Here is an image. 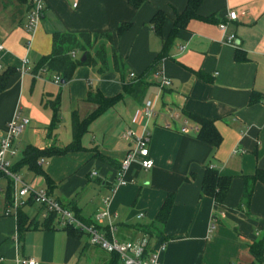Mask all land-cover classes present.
Segmentation results:
<instances>
[{"label":"crops","instance_id":"crops-1","mask_svg":"<svg viewBox=\"0 0 264 264\" xmlns=\"http://www.w3.org/2000/svg\"><path fill=\"white\" fill-rule=\"evenodd\" d=\"M72 2L44 0L41 20L29 31L26 5L0 0V72L16 70L0 93V140L16 111L30 121L15 140V155L8 156L14 173L101 231L108 224L115 226L120 240H136L143 227L152 225L158 236L151 239V247L165 243L160 264H253L250 248L264 237V0H201L194 16L168 42L167 54L154 72L151 66L162 40L187 0H146L138 8L127 0H78L76 7ZM158 10L165 14L161 37L150 23ZM232 10L237 17L227 20ZM222 22L225 34L234 36L232 44L219 29ZM122 24L126 27L118 34ZM54 32L111 34V41L98 39L90 50L93 56L99 45L104 46L106 68L101 70L99 62L78 66L64 84L55 83L52 72L34 74L37 61L52 51ZM238 52L244 59H238ZM113 54L121 62L119 71ZM166 79L169 86L162 85ZM124 85L130 88L124 91ZM89 91L119 98L89 119L99 109L87 100ZM251 94L259 96L254 103H249ZM147 100L155 101L157 110L146 126L153 166L145 170L134 160L120 173L127 151L134 147L122 133L142 132ZM53 101L59 114L55 122ZM168 111H179L192 126L199 124L189 114L213 121L221 136L219 145L198 140L200 126L180 133V123L170 121ZM72 113L80 121L87 119L77 149L40 159L42 174L20 164L27 145L61 150L71 144ZM206 169L231 178L222 203L200 192ZM258 172L261 178L253 183L245 204L244 178ZM121 177L125 185L118 184ZM9 184L0 176V264H15L18 258L36 264L108 263L110 254L90 245L86 234L70 236L58 222L42 228L47 215L36 204L24 206L23 212L37 228L18 237L16 216L4 214ZM169 192L173 202L160 226L154 218ZM99 211L107 215L94 220Z\"/></svg>","mask_w":264,"mask_h":264},{"label":"trees","instance_id":"trees-1","mask_svg":"<svg viewBox=\"0 0 264 264\" xmlns=\"http://www.w3.org/2000/svg\"><path fill=\"white\" fill-rule=\"evenodd\" d=\"M19 5L25 4V11H28L31 8V4L28 0H15ZM146 0H127L128 4L133 8H138L141 6ZM201 0H187L186 7L180 13L171 28L169 36L162 40V50L154 61V64L151 66V71H156L159 68V63L161 59L167 54V45L172 36L175 34L178 28L182 27L187 19L194 16L196 8L198 7ZM165 19V14L158 10L150 19V23L153 26L154 32L162 36V25ZM126 24H122L118 27L117 33L120 34L124 31ZM106 39L111 41L112 36L106 32L99 33H88L81 32L78 34L73 33H60L54 32L52 34V51L50 54L42 56L36 63L33 73L38 74L42 69L48 72H52L55 75L60 77V80L64 83H67L74 73V70L78 66H94L98 62L101 64L100 69L104 70L106 68V55L105 48L103 45H99L94 55L90 54V50L93 48L95 42L98 39ZM76 52L77 54H86V58L83 62L79 61V56L72 57L71 52ZM238 59H244L242 56H239V52L237 53ZM113 64L116 70L121 69V62L113 54ZM16 73V70L13 68H8L4 71L0 72V93L5 90L8 80L11 76ZM139 86V85H138ZM138 86L133 87V89H137ZM124 91H127L130 88V85H124ZM137 90L141 89L139 86ZM258 94H251L249 103H254L258 100ZM119 98H106L99 91H89L87 93V100L89 102L96 103L99 107L98 111L89 117V119L93 118L96 114L104 108L112 105L114 101ZM51 107L53 109V122L57 121L59 118L58 114V106L57 101L51 102ZM188 117L194 122L198 123L200 129L197 134L198 140L208 143L212 146H218L221 141V136L216 130L213 121L206 119L200 115L189 114ZM71 123H72V142L67 147L63 149H55V148H44L39 149L32 145H27L22 151V158L20 160V164L25 165L29 170L34 172L35 174H42V170L39 164V160L44 157H49L55 154L62 153L67 150L77 149L79 147V137L82 132L85 130L87 119L84 121H80L76 113H72L71 115ZM100 159L104 162H107V159L104 157H100ZM109 163V162H108ZM11 171L15 172L13 167H11ZM261 174L258 172L256 175L252 177L244 178V189L242 193L241 201L243 203H248L251 193L252 186L256 179H260ZM230 177H222L219 176L215 171L211 169H206L202 183L200 192L201 194L210 195L214 198L217 203H222L224 197L227 193L230 184ZM11 196V182L9 184V197ZM174 194L172 192L167 193L165 199L163 200L161 206L159 207L154 222L158 223L160 226H163L170 213L171 205L173 202ZM33 204L31 200L27 202V205ZM78 218V217H76ZM79 219V218H78ZM81 220V219H79ZM56 221V222H55ZM82 221V220H81ZM58 222V218L54 213H49L42 222V228L48 229L53 228V225ZM84 222V221H83ZM87 223V222H85ZM16 228L18 237L24 233L26 230L30 228H37V223L34 222L33 219H30L24 212L23 207L19 208L16 214ZM65 231L68 235L73 237H78L85 233L74 227L73 225H67L64 227ZM143 235H147L149 238L157 237L156 229L152 227V225L145 226L141 229ZM251 253L254 256L255 262L253 264H264V237H262L259 241L256 242L251 248ZM109 261L107 264H115V262L119 261V257L116 253H109Z\"/></svg>","mask_w":264,"mask_h":264},{"label":"built area","instance_id":"built-area-1","mask_svg":"<svg viewBox=\"0 0 264 264\" xmlns=\"http://www.w3.org/2000/svg\"><path fill=\"white\" fill-rule=\"evenodd\" d=\"M72 7L77 6L78 0H72ZM31 8L26 16V28L29 31H33L38 26L42 11L44 9V0H30ZM237 14L234 10L228 11L226 14L227 20L236 19ZM219 29L224 34V40L226 43L232 44L234 41L233 35H226V23L219 24ZM1 48V47H0ZM183 47H180L182 49ZM71 56H79L76 52H71ZM26 59L22 60V70L25 71ZM45 71L44 69L41 70ZM134 74L131 73L130 77ZM53 81L60 83V77L54 75ZM163 86H169L170 80L166 79L162 81ZM155 101L147 100L143 105V117L144 127L140 134L136 135L131 130H124L122 138L126 141H133L134 147L127 151L125 158L121 163L120 173H123L128 165L137 160L139 165L148 170L153 166V160L149 157V140L150 135L146 131L147 123L156 114ZM170 121H177L180 123L179 132L187 134L190 130H198L199 126L190 123L189 119L181 118L179 111H168L167 113ZM29 119L20 115L16 111L13 117L9 120L6 126V133L0 140V176L9 179L11 182V196L6 201L4 214L16 216L19 208L27 205L29 200L33 204L42 206L45 210V215L54 213L58 217V225L67 226L73 225L74 227L82 230L88 238V243L92 246H96L102 251L107 253H116L122 264H160L159 254L165 249V243L158 241L157 246L151 247V238L147 235H142L136 240H120L117 237L116 227L108 224L105 231H101L93 223H85L74 216V214L57 200L50 196V194L44 189L35 190L25 183L21 176L11 171V163L8 156H13L16 153L14 148L15 140L23 129L29 124ZM169 127V124L167 125ZM95 175V172L92 173ZM119 185H125L126 182L121 178L118 179ZM107 199L104 200V203ZM107 215V212L99 211L93 216L94 220H100ZM142 215L139 214L137 218ZM2 261V258H0ZM15 264H36L33 259L30 258H18L15 260Z\"/></svg>","mask_w":264,"mask_h":264},{"label":"water","instance_id":"water-1","mask_svg":"<svg viewBox=\"0 0 264 264\" xmlns=\"http://www.w3.org/2000/svg\"><path fill=\"white\" fill-rule=\"evenodd\" d=\"M85 58H86V54H85V53H82V54L80 55V57H79V61H80V62H83V61L85 60ZM60 83L62 84L63 81L60 80Z\"/></svg>","mask_w":264,"mask_h":264},{"label":"rangeland","instance_id":"rangeland-1","mask_svg":"<svg viewBox=\"0 0 264 264\" xmlns=\"http://www.w3.org/2000/svg\"><path fill=\"white\" fill-rule=\"evenodd\" d=\"M29 207H30V206H25V208H29ZM32 208H33V209H35V207H34V206H33ZM24 210H25L26 212H28V211H27L28 209H27V210H26V209H24Z\"/></svg>","mask_w":264,"mask_h":264}]
</instances>
